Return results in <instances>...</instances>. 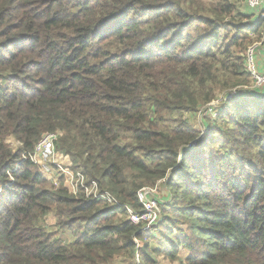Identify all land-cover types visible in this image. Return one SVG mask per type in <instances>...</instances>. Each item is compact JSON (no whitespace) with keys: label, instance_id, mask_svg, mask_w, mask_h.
Segmentation results:
<instances>
[{"label":"trees","instance_id":"16d2710c","mask_svg":"<svg viewBox=\"0 0 264 264\" xmlns=\"http://www.w3.org/2000/svg\"><path fill=\"white\" fill-rule=\"evenodd\" d=\"M244 1L0 0V264H264V92L194 122L252 82L264 21ZM50 133L119 206L23 156ZM160 182L146 233L127 207Z\"/></svg>","mask_w":264,"mask_h":264},{"label":"built area","instance_id":"2783aa9c","mask_svg":"<svg viewBox=\"0 0 264 264\" xmlns=\"http://www.w3.org/2000/svg\"><path fill=\"white\" fill-rule=\"evenodd\" d=\"M244 6L252 15H256L257 19H262L264 21V0H245ZM264 50V32L261 36L260 41L253 44L247 51L246 54V69L251 77V84L249 87H240L232 90L229 94H220L219 98L207 106L205 109L201 110L198 114L202 119L207 116H217V110L219 107L224 105V103L232 100L234 97L239 96L246 90V92H258L264 88V73L260 69L259 54ZM206 131H204L205 133ZM59 139V133H50L43 137L41 142L37 145L33 155L23 153L24 157H30L31 160L41 166L40 161L37 157H45L47 161L52 162L51 166L56 167V170H50L53 176L55 172L60 173L64 178L65 187L68 188L71 194H78V192H83L87 199H95L98 201H104L109 205L119 206L118 200L108 192H101L97 182H88V179L82 173H74L71 169L72 164L67 160V157H63V154L56 151V141ZM13 144L14 149H18L22 146L19 142L15 141ZM58 159V161H57ZM50 166V167H51ZM49 168V167H48ZM49 172V173H50ZM158 187L155 189H143L138 193L139 199L143 204V212L136 213L129 207H127L129 212V219L135 225H144L143 231L150 233L154 230L161 221V211L156 206V193ZM152 196V198H150Z\"/></svg>","mask_w":264,"mask_h":264},{"label":"rangeland","instance_id":"374dc122","mask_svg":"<svg viewBox=\"0 0 264 264\" xmlns=\"http://www.w3.org/2000/svg\"><path fill=\"white\" fill-rule=\"evenodd\" d=\"M205 1H207V2H211V1H216V0H205ZM241 7H242V8H241L242 10H244V8L246 9V6H244V3H243V5H242ZM251 15H252V14H251ZM252 16L254 17V20L256 21V15H252ZM259 57H260V59H259V62H260V69H261V71L264 73V50L261 51V53L259 54ZM245 92H246V90H244V93H245ZM259 92H260V93H263V92H264V88L261 89ZM217 94H218V93H217ZM208 119H213V120H215V116H214V115H213V116H208ZM194 122H195L196 126H198L203 132L206 130V128L203 126L202 118H201L200 116H198V115L194 116ZM7 143H8L9 145L13 146V144H15L16 142H15L14 139L10 138L9 140H7ZM40 164H41L42 174H44L46 177H48L49 179H47V178H46V179L49 180V181H51L55 187H58V186H59L58 177H59L61 174L58 173V172H55V173H54L55 176H53V175L51 174V177H50V176L47 174V172H46V171L50 172V170H48V169L46 168V165H49V162H47V163H45V164H42V163L40 162ZM160 184H161V182L156 186V187H158V191H161V189L159 188V185H160ZM156 187H155V188H156ZM146 189H152V188H146ZM79 193H80V191L78 192V194H79ZM156 196H159V197L161 198V200H162V198H163L164 195H161V196H160V192H159V194H158V192H157V193H156ZM150 198H152V196H150ZM156 201H157V199H156ZM163 201H166V197L163 198ZM157 205H158V206H157ZM156 206L159 207L158 209H160V206H159L158 202L156 203ZM160 211H161V210H160ZM53 222H54V218H53V217H49V219H48V221H47L46 224L49 225V226H52V225H53ZM51 224H52V225H51ZM153 231H154V230H152L150 233H153ZM74 237H75V236L72 235V233H70V232H67L66 234H64V235L61 236V238L67 240V243H68V244H70V243L73 242ZM185 256H186V254H185V253H182L180 257H181L182 260H184ZM137 260H138V259H137ZM158 260H159V263H158V264H180V262L172 263V262H170V261H168V260H165L164 258H159ZM116 263H117V264H134L131 260H129V259H124V258H119V259H117V262H116Z\"/></svg>","mask_w":264,"mask_h":264},{"label":"crops","instance_id":"0c3cea01","mask_svg":"<svg viewBox=\"0 0 264 264\" xmlns=\"http://www.w3.org/2000/svg\"><path fill=\"white\" fill-rule=\"evenodd\" d=\"M12 139H13V138H12ZM61 155H62V154H61ZM63 157H65V156L63 155ZM37 158H38V160H39L42 164H45V163L49 162V165H46V168H47V169H49L48 167H50L51 164H53L52 162L47 161L45 157H41V156H39V157H37ZM67 160L69 161L68 158H67ZM57 161H58V159H57ZM46 172H47V174L51 177V172H50V173H49L48 171H46ZM43 175H44V174H43ZM44 177L47 178V179H49V178L46 177L45 175H44ZM185 257H186V256H185Z\"/></svg>","mask_w":264,"mask_h":264},{"label":"water","instance_id":"95a60500","mask_svg":"<svg viewBox=\"0 0 264 264\" xmlns=\"http://www.w3.org/2000/svg\"><path fill=\"white\" fill-rule=\"evenodd\" d=\"M189 150L191 149V148H188ZM183 155V154H182ZM182 158V157H181Z\"/></svg>","mask_w":264,"mask_h":264}]
</instances>
